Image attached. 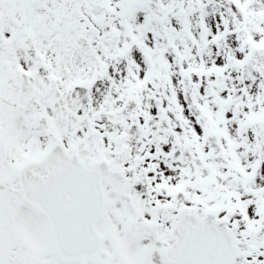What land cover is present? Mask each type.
I'll return each mask as SVG.
<instances>
[{
    "label": "snow or ice",
    "instance_id": "1",
    "mask_svg": "<svg viewBox=\"0 0 264 264\" xmlns=\"http://www.w3.org/2000/svg\"><path fill=\"white\" fill-rule=\"evenodd\" d=\"M0 264H264V0H0Z\"/></svg>",
    "mask_w": 264,
    "mask_h": 264
}]
</instances>
